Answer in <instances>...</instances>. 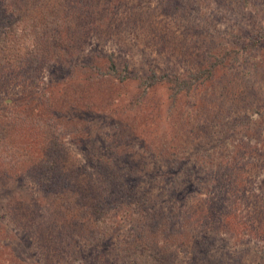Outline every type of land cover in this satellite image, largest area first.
<instances>
[{
  "label": "rangeland",
  "instance_id": "1",
  "mask_svg": "<svg viewBox=\"0 0 264 264\" xmlns=\"http://www.w3.org/2000/svg\"><path fill=\"white\" fill-rule=\"evenodd\" d=\"M215 1L201 2L198 16H189L191 27L197 26L200 29L199 34H184V26L181 24L172 19L160 18V15L155 16L160 22L168 23L173 34L176 33L173 36L177 40L172 46L164 45L148 26L141 23H123L119 30H106L108 22L115 28L124 18V8L114 10L113 15H104L103 33L100 36L96 33L95 39L90 34V41L79 48L73 43L76 40L68 39L64 32L57 34L50 31L47 35L52 37L50 40L53 45L52 49L46 50V53L51 55L45 62H52L49 64L51 66L54 62L67 59L72 50V56L73 51L75 52V64L80 67L87 65L84 59L88 57L92 59V65H89V69L78 67L81 73L87 69L86 74L74 83L61 81L58 88L60 80L55 79L46 67L42 68L39 75H35L33 68L37 62L30 60L27 62L30 67L28 70L17 68L7 73L5 80L0 82V115L25 119L27 111L35 110L36 115L32 120L43 118L41 125L45 126L50 137L62 139L64 146L59 155L60 160H64L62 165H71L80 171L84 169L87 174L93 173V178L104 187V178L106 179L107 175H102L100 171L99 174H94L97 173L94 171L96 169L88 158L92 160L93 157H100L105 161L115 158L119 164L115 177L118 183L115 186L114 179L111 178L112 187L105 188L109 195L111 191L122 190L123 183L120 179L125 176V189L137 191L146 188L147 192L152 191V196L162 194L165 203L173 178H169V184L160 186L159 178L163 174L161 169L165 170L174 161L187 158L188 155L190 164L199 172L207 155L213 154L216 161L222 156V161L225 157H230L225 155H232V158L237 155L243 159L240 164L242 170L243 166L245 170L235 173L229 171V174L244 186L237 192L240 197L237 207H232L231 211L241 217L237 218V224L232 220L230 226L227 225L215 233L205 226L210 231L207 237L215 238V244L211 247L213 251L221 253V257L240 256L239 261L243 264H264V216L260 222L257 219V212L262 211L264 215V158L250 155L254 148L261 150L264 146V47L258 49L254 45H248L251 39L256 38L257 29L261 26L264 28V0H224L218 5ZM152 4L154 5V2ZM239 9L248 11L245 15L248 18H240L237 14L240 13ZM79 32L86 34V30ZM237 49L240 51L235 53ZM225 52L229 57L224 68L218 72L219 75L230 73L235 76L236 89L241 78H246L249 82L245 93H235L237 98L233 107L226 109L228 111L224 114L218 112V99L209 97L207 93L211 91L212 85L206 87V90L197 85L175 97L171 90L174 87L172 84L170 86L164 83L147 88V84L142 82L150 70L156 73L168 71L178 78H185L197 69L205 66L209 68L208 64L213 61V57L220 58ZM111 56L115 64L114 70L110 67ZM98 69L116 75H101ZM218 80L216 79L213 85H216ZM63 99H75L74 108L66 111L60 108L59 113H53L50 104ZM205 99L210 101L209 107L213 110L209 115L202 112ZM45 101L49 107L47 103L44 105ZM84 115L90 116L89 125H105V138L102 139L105 146L99 148V144H95L96 149L90 150L93 157L89 152H85L81 139L75 137V126L83 124L81 119ZM10 121L0 118V251L8 245L7 243H15L12 233H7L10 229L15 230L11 219L7 217V203H24V206H28L31 198L32 204L42 209L45 204L51 206L50 198L46 197L45 193H39L32 181L26 182L27 176L37 173L38 168L44 166L48 158L38 140L27 138L29 132L25 125L19 120L17 125L9 123ZM217 122L223 125L221 130L216 126ZM58 125H62V128ZM196 125L211 127H208L207 139H201V134L196 132L199 129L197 127L194 132H190L189 129H194L193 126ZM185 139L189 142L187 145L184 143ZM115 140L121 142L117 153H123V156H114L116 150H112ZM220 140L223 150L215 147ZM153 142L158 146L155 147ZM149 148L152 149L154 157L151 156ZM197 159L198 163H195ZM214 167V164H211V168ZM209 170L207 168V172ZM201 175V182H196L198 191L193 198V205L189 206L190 210H186V214L185 210H179L182 208L175 210L180 214V219L174 222L183 220V233L185 231L187 234L189 245L196 228L195 222L189 220L198 216L192 210L197 209L206 214V211H210L208 199L216 195L212 193L211 185L215 177L209 175L206 179V171H202ZM181 177L182 172L177 169L176 180ZM42 209L37 208L41 212ZM25 212L29 213V207L25 208ZM90 214L93 215V211ZM1 216L5 217L4 220H1ZM204 221L207 220L203 218L199 224ZM126 227L125 233L122 227L119 229L122 236L128 230ZM116 234L114 229H111L109 236L105 234L113 246L118 243L115 241ZM120 243L124 246L123 241ZM99 249V245L92 246L95 255ZM27 251L32 252V256L26 264H44L37 252L41 253V250ZM180 253L178 258L187 257L185 251L181 250ZM52 256L56 257V254ZM92 257L95 259V256ZM84 262H89V257L76 258L73 263L85 264Z\"/></svg>",
  "mask_w": 264,
  "mask_h": 264
},
{
  "label": "trees",
  "instance_id": "2",
  "mask_svg": "<svg viewBox=\"0 0 264 264\" xmlns=\"http://www.w3.org/2000/svg\"><path fill=\"white\" fill-rule=\"evenodd\" d=\"M203 1L205 0H0V82L5 80L7 73L17 68L28 70L30 67L27 62L30 60L37 62L33 68L35 75H39L42 68H48L50 74L60 80L57 84L58 88L61 81L63 83L78 81L86 74V70L90 68L89 65H92V59L85 58L84 62L87 65L80 67L74 63L75 52L73 51L72 56L71 50L67 59L54 62L50 66L49 64L52 62H45V59L51 53L49 55L46 50L52 49L53 43L50 40L52 37L47 34L50 31L57 34L64 32L68 39L76 40L73 43L77 44V48H79L80 45L90 41V34L95 39L96 33H99V36L103 33L102 24L105 20L103 16L109 13L113 15V11L116 9L124 8V18L121 21L125 20V22L119 21L115 28L108 22L106 30H119L124 25L123 23H141L148 26L149 30L164 42V45L172 46L177 40L173 36L176 33L173 34L168 23L160 22L155 16L160 15V18L172 19L177 24H181L184 26L182 30L184 34H199L200 29L197 26L191 27L189 16H198L197 13L199 14ZM223 1L216 0L215 3L218 5ZM239 12L238 16L243 18L246 17L248 11L239 9ZM143 14H145L144 17ZM115 18L114 16L113 19L115 20ZM143 21H147V23ZM79 30H86V34L80 33ZM257 30L256 38L251 39L248 45L251 47L254 45L260 49L264 47V28L261 26ZM239 51L237 49L235 53ZM228 57L226 52L220 58L214 56L213 61L208 64L209 68L205 66L197 69L182 79L168 71L156 73L154 70H150L142 82L147 84V88L164 83L170 84V86L172 84L174 87L171 90L175 97L190 91L197 85L204 90L212 85L211 91H207V93H209V97L218 99L216 107L219 114H224L233 107L237 98L235 93L240 95L245 93L249 82L246 78H241L239 87L236 89L235 76H231L230 73L219 75L218 72L224 68ZM112 58L113 56L109 61L111 69L114 70L115 64ZM78 67H87V69L81 73ZM97 71L101 75H116L115 73L102 72L99 69ZM216 71L217 74H215ZM216 79H219V83L213 85ZM204 101L205 106L202 107V112L209 115L213 112L209 107L210 101L206 99ZM74 102L75 99L72 101L63 99L50 104V107L53 113H59L60 108L63 111L74 108ZM46 103L48 104L45 101L44 105ZM35 115V110H29L25 113V119H16L13 116H3L2 114L0 118L1 120L10 119L9 123L13 125H17L19 120L29 132L27 138L39 141L38 143L43 148L48 160L44 166L41 165L38 168L37 173L27 176L26 182L27 180L32 181L35 184H33L34 188L39 193H45V196L50 198L51 206L45 204V208L42 209V207L32 204L31 198L28 206H24V203H14L13 205L7 203L9 206L7 217L9 220L11 219L15 229V232L10 229L7 233H12L15 243H7L8 245L2 248L0 264H26L28 258L32 256V252L27 251L30 249L42 251L41 253L37 252L44 264H74L76 258L85 259L86 257H89V262H84L85 264H243L242 261H239L240 256L221 257V253L213 251L211 246L215 244L216 240L214 237H207L210 231L205 227L208 226L211 232L214 230L215 233L227 225L230 226L229 223L232 220L237 224V218L241 217L238 213L231 211V208L237 207V202L240 200L237 192L244 185L237 178H232L233 175L229 174V171L235 173L241 170L243 172L245 168L243 166L242 170L240 164L242 158H238L237 155L234 158L232 155H225L230 157H225L222 161V156L220 160L216 161L214 155L210 154L205 157L199 172L194 169V165L190 164L188 155L187 158L174 161L165 170L161 169L163 174L159 178L160 186L169 184V178H173L169 190H166L168 200L165 203H163L162 194L152 196V191L147 192L146 188L137 191L125 189L127 187V184L124 183L125 176L119 178L123 183L122 190L111 191V195H109V191L106 189L112 187L111 178L114 179L115 186L118 183L115 177H117L119 164L115 158L105 161L100 157H93L90 153V150L96 149L95 144L97 143L99 148L105 146V141H102L105 138L103 133L105 125H89L90 116L84 115L81 119L83 124L75 126L76 139H81V145L85 148V152H89L93 157L92 160L88 159L93 162V167L96 169L94 171L97 173L94 174H99L100 171L102 175H107L106 177L110 178H104L106 182L104 187L93 178V173L88 172L87 174L84 169L80 171L71 165L69 167L62 165L64 160L61 161L59 158L64 146L62 139L50 137L45 126L41 125L44 121L43 118L32 120ZM217 124L216 126L221 130L223 125L220 122ZM58 126L62 128V125ZM196 127L199 128L196 132L201 134V139H207L209 125L193 126L194 129H189L190 132H194ZM184 143L187 145L189 142ZM153 144L155 147L158 146L155 142ZM113 145L112 151L116 150L114 156H123V153H117L121 142L115 140ZM215 147L223 150L221 140ZM101 151L98 150V152ZM149 151L154 157L151 148ZM250 155L263 159L264 146L261 150L254 148ZM256 161L262 162V160ZM195 163H198V159ZM211 164L215 166L213 169ZM207 168L210 169L208 172ZM177 169L182 172V177L178 180L175 178ZM202 171H206V179L209 175L215 177L211 185L212 193H216V195L208 199L210 211H206V214L197 209L192 210L200 218L197 216L189 220L195 222L196 227L192 233L194 236L191 240L192 243L189 245L187 244V234L185 231L183 233V220H180L179 223L174 222L180 219V214L175 210L182 208L179 210H185V214L186 210H190L189 206L193 205V198L198 191L196 182L197 184L201 182L199 178L202 179ZM26 207H29V213L25 212ZM37 208H41L42 212ZM92 211L93 215L90 214ZM262 216H264L262 211L257 212L258 222L262 220ZM201 217L207 221L199 224L203 221ZM4 218L1 216V220ZM19 223L22 225H18ZM120 227L124 233V228L128 229L124 236L119 231ZM111 229L117 231L115 241L118 243L114 246L106 239V235H110ZM11 233L9 234L11 235ZM126 237L127 239H125ZM121 241L124 246L120 243ZM94 245L101 247L96 251V255L92 252ZM181 250L186 252L187 257L178 258ZM54 254L56 257L52 256ZM92 256H95V259Z\"/></svg>",
  "mask_w": 264,
  "mask_h": 264
}]
</instances>
